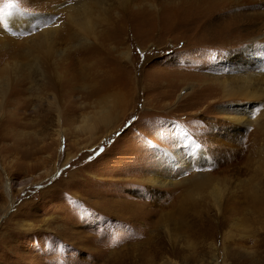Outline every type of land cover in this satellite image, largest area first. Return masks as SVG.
Instances as JSON below:
<instances>
[{"label":"rangeland","instance_id":"obj_1","mask_svg":"<svg viewBox=\"0 0 264 264\" xmlns=\"http://www.w3.org/2000/svg\"><path fill=\"white\" fill-rule=\"evenodd\" d=\"M86 1L106 20L89 40L72 19ZM252 2L19 0L29 25L0 21V264H264V4ZM45 30L52 51L39 54ZM243 71L262 77L259 102L223 98L220 80ZM111 95L106 125L96 112ZM199 173L218 200L189 185Z\"/></svg>","mask_w":264,"mask_h":264},{"label":"bare ground","instance_id":"obj_2","mask_svg":"<svg viewBox=\"0 0 264 264\" xmlns=\"http://www.w3.org/2000/svg\"><path fill=\"white\" fill-rule=\"evenodd\" d=\"M249 1L250 2L253 1L259 4H264V0H249ZM94 4L95 3H93V5ZM81 5H82V8H80V11L78 9L75 10L76 12L74 13L75 14L74 16L72 15V19L73 18L75 19L79 27L78 29H80V31L82 32V35L85 38L83 40H89V38L93 39L95 38L96 23L99 20L106 21L104 18L105 16L103 15V13H101V10H99L100 7L96 9V7L93 6L89 1L83 2ZM77 12L80 14H78ZM27 15H23L22 12L20 11H13L12 15L7 16L6 19L13 29L19 30L20 28L24 27V25L30 22V16L27 17ZM38 36H39L38 38H35L33 36L35 38L33 39V42H32L33 49L36 52L38 51L39 54L40 53L50 54L52 51V41L50 39L48 31L45 30L41 34L38 33ZM223 45L226 46L225 44ZM244 53H248V52L244 51ZM261 78H259V75H257L256 72L250 73L248 71H243L238 75L231 74L230 77L223 78L222 80H220V84H221L222 92H223V98L229 101H239V99H243L246 104L251 103L253 101L259 102L263 98V93L260 92L259 90V89H262L261 88L262 84L260 80ZM109 89L116 90V89H122V88L120 87V85L117 84V85H114L113 87H110ZM118 98L115 96L112 98H107L104 102H102V104H100L101 106L99 110L96 112L98 115L99 122H107L105 123L106 125H109L111 123L112 117L110 114V110L112 106L104 105V103L112 104L118 101ZM244 109L245 108H241V109L239 108L237 112L238 113L243 112L245 111ZM243 118H244L243 116L238 115V114L237 115H230L227 113L225 114L226 120H231L234 123H238V124H241L244 122ZM199 151H200L199 154L202 155L203 152L201 150ZM169 155L171 156L173 154L170 153ZM157 174L156 173L153 174V177L149 180L151 183L165 185L170 182L165 179H159L160 177ZM189 183H190L189 185H192L197 188L208 187L209 189L212 190V192L214 193L213 197L215 196L214 198H216L217 200L220 197L221 192H222V186L219 184V181L216 180L215 182L214 179H212L211 175L208 176L207 174L205 175V174L199 173L198 175H195L194 178H191V180H189Z\"/></svg>","mask_w":264,"mask_h":264},{"label":"snow or ice","instance_id":"obj_3","mask_svg":"<svg viewBox=\"0 0 264 264\" xmlns=\"http://www.w3.org/2000/svg\"><path fill=\"white\" fill-rule=\"evenodd\" d=\"M19 0H6L2 6H0V21L5 17L12 15L13 11H20Z\"/></svg>","mask_w":264,"mask_h":264}]
</instances>
